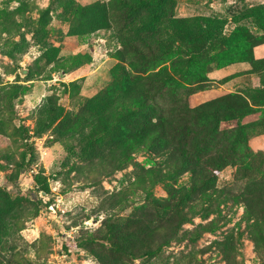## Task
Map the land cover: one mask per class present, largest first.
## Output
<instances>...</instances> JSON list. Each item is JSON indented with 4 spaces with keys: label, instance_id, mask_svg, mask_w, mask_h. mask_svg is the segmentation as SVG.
<instances>
[{
    "label": "rangeland",
    "instance_id": "1",
    "mask_svg": "<svg viewBox=\"0 0 264 264\" xmlns=\"http://www.w3.org/2000/svg\"><path fill=\"white\" fill-rule=\"evenodd\" d=\"M123 2L0 0V264H264V0ZM224 98L235 121L212 112ZM163 118L192 134L148 149ZM192 146L230 161L157 224L193 185Z\"/></svg>",
    "mask_w": 264,
    "mask_h": 264
},
{
    "label": "trees",
    "instance_id": "2",
    "mask_svg": "<svg viewBox=\"0 0 264 264\" xmlns=\"http://www.w3.org/2000/svg\"><path fill=\"white\" fill-rule=\"evenodd\" d=\"M163 1L164 0H146V1L138 0V4H136L135 6L131 5L129 3H126V2H123V5H125V6L130 5L129 7L131 10H138V9H141L144 7H149L151 9H153V8H157L158 6H160V4ZM166 1L169 2L170 4H174V2H175V0H166ZM122 12L124 14V18H131L130 14H127L128 12H126V11L124 12V10H122ZM153 18L155 19V18H157V16L153 15ZM148 47H152V45L148 44ZM150 49L152 50L151 54L154 58L159 57L157 52H155L153 50V47ZM163 49H164L163 52H165V48H163ZM139 56L142 59H144V57H145L142 54V52L139 54ZM161 69H162L160 72L161 75L159 73L156 76L152 77L154 79L153 82H151L149 80L144 81L145 84L147 83L150 92L157 88L156 85L159 82L167 84V82H169L170 79L172 78L166 72L167 68H164V66H163ZM162 73L164 75H162ZM147 96L145 97L144 93H142L141 91L139 92V97L141 98L140 101L142 103L145 101ZM151 99H153L152 96H151ZM95 101H98V97L95 98ZM212 105L214 106V110L212 112L218 113L220 110H222V111H220L221 113L224 112L225 121L229 122L230 121L229 119H231V120L234 119L232 121L236 120L235 115L232 117V112L235 113V111H239V110H237L236 107L227 98L221 99V100L217 101V103L214 102V103H212ZM193 111L195 113H191V114H193L195 117L201 116V115H205L204 117H209L207 115L212 114L209 111L203 112L202 109H200V108H194ZM216 118H218V117H216ZM147 126H150V124H147ZM154 127H155V132L151 134L152 145L147 147L148 149H150L154 145L160 146L161 143H159L158 140L161 141V139L166 135L177 136V138L179 139L180 137L183 138L184 136L186 137L187 135L192 134V131H190L186 134L187 130H189L188 128L178 127L175 123L168 121L166 118H163L160 120L158 119V121L155 123ZM237 128L239 130L243 129L240 126H238ZM237 128L235 130H237ZM203 131L205 132L204 137H200L198 139H202L201 145H203L205 147V145L208 144V139H209L208 135H210L211 132L214 131V129L210 130V129L205 128V130H203ZM190 145H192V144H190ZM209 149H210V147H209V145H207L205 147V150H207L206 152H208ZM197 150H199V149L197 148ZM203 151H204L203 149H200V152L198 154L197 152H194V147H193L192 151H188L189 156L187 158H185V163L191 165V166H188V168H189L190 174H192V176H193L192 177L193 185L190 187V189L188 188L189 190L188 189L186 190V188H185L184 190H186V191H184L183 189L182 190L181 189L174 190V188L170 189V192L168 193L170 195L169 198L172 200L176 199V200H174V204L177 203V206H176V208L168 209L166 216L163 215L165 213L166 209H164L162 212H159V214H158L159 218L156 220L158 222L157 224H160L161 222H163V223L167 222V220L166 221H163V220L166 219V217H170L171 215H172V217L175 215L176 216L183 215V214H181V212H179L180 210L178 209V207L180 206V204H184L185 206H187V202L192 201L193 195L196 194L197 192H200L201 194H203L204 197H208V198L210 197V194L209 193L206 194V191L214 190V188H215L214 187L215 184H212L213 178H214V172L217 169L220 170L219 168H221V164L224 165L227 161H230V159H227V157H228V155L230 156L231 153H229L225 150H222L219 155L218 154L216 155L213 152H211V155H208V158L206 159L204 156L202 157ZM117 167H121V165L118 164ZM200 189H201V191H200ZM254 196H255L256 200L259 202V204L262 207H264V188L260 189L259 193L257 195H254ZM245 200H246L247 211L251 214L252 213L251 209L253 207L250 206L248 203V201L250 200V197L247 196L245 198ZM189 208L193 209V206H190ZM251 215H253V214H251ZM168 220L172 221L171 219H168ZM261 222L264 223V218L261 219ZM185 223L183 221H181L180 224H178V225L180 226V225H183ZM147 227H149V229H150V227H152V225L149 224V225H147ZM165 227H166V225H163V224L158 225V227L154 231L155 232L157 231V233L160 234V231H163ZM136 234L139 235V230L135 227V228H133V236H136ZM106 235L107 236L104 237V241H106L108 243V245H110V247H113L114 249L115 248L119 249V251H121L123 253L130 254V255L135 254L134 248H136V247L133 246V243H132V246H130V247L127 246V241L129 238L120 236L119 233L114 228L113 224H110L109 231ZM175 235H176V237H178L177 231H176ZM147 236L149 237V234H147ZM260 237H261V233H260ZM163 243H164V241H163ZM163 243L160 242L159 248H157L152 253L158 254L160 252V250L165 245ZM145 249H148L145 251V254H144L147 256L148 253L150 254L151 247L149 245H147L145 247Z\"/></svg>",
    "mask_w": 264,
    "mask_h": 264
}]
</instances>
